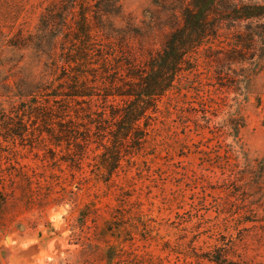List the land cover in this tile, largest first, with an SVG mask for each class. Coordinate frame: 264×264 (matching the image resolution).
Wrapping results in <instances>:
<instances>
[{
    "label": "trees",
    "instance_id": "obj_1",
    "mask_svg": "<svg viewBox=\"0 0 264 264\" xmlns=\"http://www.w3.org/2000/svg\"><path fill=\"white\" fill-rule=\"evenodd\" d=\"M46 1L33 32H0V156L33 153L49 168L63 162L82 173L80 190L90 180L84 167L95 169L91 174L109 186L122 162L149 148L162 112L191 91L186 77L199 66L214 64V82L228 89L248 86L259 72L249 73V67L256 65L251 62L264 47V23L257 24L264 21V0H181L176 23L168 26L161 48L147 54L143 64L136 62L132 48L141 29L129 22L116 24L123 17L120 0ZM244 22L229 47L214 44L223 23ZM244 66L243 76L229 77L238 78V85H225L217 72ZM201 114L210 116L207 125L215 117L208 111ZM215 125L197 128L209 134L206 140L221 145L222 167L213 177L226 187L227 201L215 212L225 221L218 228L224 235L195 258L209 264H250L238 250L253 231L264 237V158L253 164L248 160L239 137L245 127L239 108ZM226 138L232 142L226 144ZM12 177L10 173L0 180ZM24 182L33 184L30 178ZM119 221L114 217L104 228L113 240L106 248L108 262L134 241ZM170 245L164 243L162 251L172 252Z\"/></svg>",
    "mask_w": 264,
    "mask_h": 264
},
{
    "label": "rangeland",
    "instance_id": "obj_2",
    "mask_svg": "<svg viewBox=\"0 0 264 264\" xmlns=\"http://www.w3.org/2000/svg\"><path fill=\"white\" fill-rule=\"evenodd\" d=\"M46 2L0 0V32H33ZM120 4L123 17L116 24L129 22L141 29L132 48L136 62L143 64L147 54L161 48L168 26L176 23L181 0H120ZM246 24L223 23L214 44L229 47L233 35L243 32ZM251 63L256 65L249 67V73L259 72L248 86L242 83L235 89L221 87L224 83L217 86L215 65L210 62L186 77L191 91L183 92L170 103L169 111L162 112L149 148L133 161L122 162L109 186L97 181L91 174L95 169L90 172L88 167L82 172L89 183L80 190L82 173L63 162L49 168L41 155L33 153L0 156V176L17 177L0 180V264H209L195 257L224 235L218 228L225 221L215 212L227 198L226 187L213 177L222 167L218 165L221 145L206 140L209 134H201L197 126L218 128L215 124L239 108L245 120L239 137L248 160L253 164L264 158L263 46ZM244 68L217 72L225 85H238V78L229 77L243 76ZM201 111L215 116L209 125L210 116L204 118ZM231 142L226 138V144ZM29 178L32 185L24 182ZM114 217L133 233L134 241L108 262L106 248L113 240L104 228ZM139 234L149 240L143 242ZM250 234L238 253L250 264H264V237L256 231ZM167 242L172 252L162 251Z\"/></svg>",
    "mask_w": 264,
    "mask_h": 264
}]
</instances>
